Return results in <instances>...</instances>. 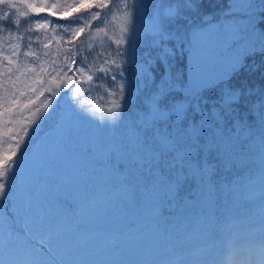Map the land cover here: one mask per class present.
<instances>
[{"label": "snow or ice", "instance_id": "obj_1", "mask_svg": "<svg viewBox=\"0 0 264 264\" xmlns=\"http://www.w3.org/2000/svg\"><path fill=\"white\" fill-rule=\"evenodd\" d=\"M216 7L227 23L208 11L205 0H151L147 5L144 0H124L123 7L117 8L124 26L113 41L115 47L109 44L97 52L91 44L83 47L84 38L91 35L85 28L97 27L93 22L106 23L113 11L106 0H55L51 4L0 0V33H7L9 43L13 38L22 40L19 30L35 19L37 29L47 32L50 28L60 43L68 46L62 51L64 63L52 62L51 71L43 65L35 71L26 62H17L20 44L12 45L11 58L5 56L2 99L4 113L11 117L9 122L16 120L18 113L32 112L29 105L35 104L34 95L43 97L32 113L34 119L22 124L23 136L17 134L10 154L0 157V212L13 221L6 237L11 241L6 264H41L39 258L50 250L59 232L57 226L47 225L43 215L34 219L26 210L18 217L9 189L21 157L43 134V125L60 108L61 101L74 116L92 120L81 93L103 90L114 98L104 123L120 127L135 95L140 101L137 113L143 115H136L141 123H134L133 128L143 143L159 145L161 156L164 150L169 156L183 153L174 161L176 174L168 176V185L177 197L184 196L186 186H195V176L189 175L192 164L202 181L217 179L214 165L219 158L211 148L205 158V148L201 147L208 144L209 133L213 139L217 133H231L230 139L245 145L256 137L257 127L264 129V87L256 90L251 83V77L259 74L264 85V0H223V7ZM139 21L145 27H140ZM25 33L34 35L30 28ZM214 35H223L230 45L224 71L218 75L201 72L195 78L178 72L176 63L185 55L189 60L195 55L201 63L213 58L214 52L205 41ZM31 44L29 40L25 45L29 50L22 54L39 60ZM44 48H48L47 43ZM26 92L29 95L22 101ZM181 135L188 137L184 145L176 142ZM259 140L264 144V133ZM119 169L123 171L122 164ZM230 239L247 247V253L242 252L235 264H264V242L245 243L239 231H232Z\"/></svg>", "mask_w": 264, "mask_h": 264}, {"label": "trees", "instance_id": "obj_2", "mask_svg": "<svg viewBox=\"0 0 264 264\" xmlns=\"http://www.w3.org/2000/svg\"><path fill=\"white\" fill-rule=\"evenodd\" d=\"M29 2L51 4L55 0ZM106 2L113 5V11L106 23L93 22L98 28L105 27L113 16H123L117 8L123 7L124 0ZM144 2L147 5L151 0ZM205 4L208 11L227 23L216 7H223V0H205ZM97 27L90 25L85 32H93ZM28 28L34 35L25 33ZM18 34L23 39L13 38L9 43L7 33H0V157L10 154L17 134L23 136L22 124L34 119L32 113L43 99L39 93L34 95L35 104L29 105L32 112L18 113L16 120L9 122L11 117L4 113L2 99L5 56L11 58L12 45L20 44L17 62H26L35 71L41 65L51 71L52 62L64 63L62 51L68 47L60 43L59 36L50 28L47 32L37 29L35 19ZM86 39L84 48H88ZM29 40L39 60L23 56L29 50L25 46ZM205 42L213 50V58L201 63L195 55L190 60L185 55L176 63L178 72L195 78L201 72L218 75L224 71L230 45L223 35L206 38ZM45 43L48 48H44ZM109 44L115 47L113 42L91 45L102 52ZM251 83L256 90L264 87L259 74L251 77ZM87 87L85 83V90ZM28 95L26 92L22 101ZM81 97L92 120L74 116L61 101L60 108L43 125V134L21 157L10 184L9 199L18 217L27 210L34 219L43 215L47 225L59 228L50 250L39 258L41 264H195L196 260L212 255L215 244L228 249L233 243L232 231H239L243 239L248 233L260 231L257 224L264 223V188L259 186L261 180L264 184V144L259 137L264 129L257 127L256 137L245 145L230 139L231 133H217L215 139L209 133L208 144L201 147L205 148V158L208 148L218 156L219 163L214 165L217 179L202 181L192 164L189 175L195 176V186H186L184 196L177 197L168 185V176L176 174L174 161L183 153L169 156L164 150L161 156L159 145L143 143L133 128L134 123H141L136 115H143L137 113L140 101L136 96L132 97L131 111L126 109L128 116L120 127L104 123L112 103L103 90L81 93ZM187 141L186 136L176 137L180 145ZM45 147L48 149L44 150ZM35 154L37 157L31 162ZM121 164L123 171L119 169ZM12 225L13 221L0 212V264L9 259L11 241L6 237Z\"/></svg>", "mask_w": 264, "mask_h": 264}, {"label": "rangeland", "instance_id": "obj_3", "mask_svg": "<svg viewBox=\"0 0 264 264\" xmlns=\"http://www.w3.org/2000/svg\"><path fill=\"white\" fill-rule=\"evenodd\" d=\"M138 25L140 27H145L143 25L142 21L138 22ZM124 26V17L123 16H114L111 17L110 20L108 21V23L105 25L104 28H99L101 30H97L95 29V31L91 32V35L87 37V41H88V45L92 44V43H97V44H101V42L106 43V42H113L114 39H116L119 34H120V28ZM112 107V105L110 106ZM109 107V108H110ZM45 149H48V147H45ZM40 151V150H38ZM32 155L31 156V162L33 160L36 159V156ZM29 166V165H28ZM35 166H32V169H35ZM260 187L264 188V184L262 183V180L259 184ZM264 221V219H263ZM258 229H260L261 232L256 231L254 233H252L251 238H244V242L248 243H262L264 242V223L263 224H257ZM223 243V241L221 242ZM219 245L215 244L213 246V251H218L217 257L216 259H214V261L210 260L209 257L211 256L210 254L206 255L203 258V261H201V263L199 264H217V262H219V264H235V262L237 260H239L241 258V253L243 252L244 254L247 253V247L244 246L242 247L240 243L238 242H233L232 244H230L228 249L223 250V248L219 249ZM78 263V262H77ZM79 264V263H78Z\"/></svg>", "mask_w": 264, "mask_h": 264}]
</instances>
